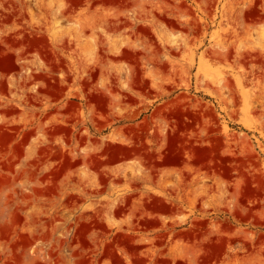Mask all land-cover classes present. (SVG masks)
Returning a JSON list of instances; mask_svg holds the SVG:
<instances>
[{
    "label": "rangeland",
    "instance_id": "1",
    "mask_svg": "<svg viewBox=\"0 0 264 264\" xmlns=\"http://www.w3.org/2000/svg\"><path fill=\"white\" fill-rule=\"evenodd\" d=\"M0 264H264V0H0Z\"/></svg>",
    "mask_w": 264,
    "mask_h": 264
}]
</instances>
